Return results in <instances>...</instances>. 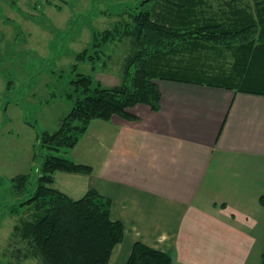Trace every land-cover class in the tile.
Listing matches in <instances>:
<instances>
[{"label":"crops","instance_id":"0c3cea01","mask_svg":"<svg viewBox=\"0 0 264 264\" xmlns=\"http://www.w3.org/2000/svg\"><path fill=\"white\" fill-rule=\"evenodd\" d=\"M157 84L159 111L137 104L128 109L136 119L94 120L87 148L95 152L77 159L94 168L82 179L86 193L111 199L112 218L125 226L109 264H126L136 241L169 253L172 264H249L252 256L261 264L264 95Z\"/></svg>","mask_w":264,"mask_h":264},{"label":"trees","instance_id":"16d2710c","mask_svg":"<svg viewBox=\"0 0 264 264\" xmlns=\"http://www.w3.org/2000/svg\"><path fill=\"white\" fill-rule=\"evenodd\" d=\"M138 8L129 20L101 33L100 44L131 39L133 51L126 58L123 83L106 87L91 75L78 74L69 95L71 111L57 130L39 135V146L51 153L42 158L36 189L27 203L35 204L41 215L16 229L22 230L43 264H109L115 247L124 240L125 226L112 218L111 199L95 188L73 199L53 185L58 171L93 172L91 165L58 153L74 148L92 121H109L114 115L136 119L128 109L137 104L159 111L162 95L157 80L264 95V4L258 3L254 12L240 6L214 9L205 0H144ZM224 46L234 53L232 69L207 73L201 68L204 50ZM85 57L83 53L78 58ZM29 176L22 173L14 178L18 194L26 192ZM172 263L169 253L137 241L126 264Z\"/></svg>","mask_w":264,"mask_h":264},{"label":"rangeland","instance_id":"374dc122","mask_svg":"<svg viewBox=\"0 0 264 264\" xmlns=\"http://www.w3.org/2000/svg\"><path fill=\"white\" fill-rule=\"evenodd\" d=\"M143 1L0 0V264H43L22 230L16 229L41 215L35 204L27 203L36 189L42 158L51 153L39 146V135L57 130L71 111L69 95L78 74L91 75L106 87L123 83L126 58L133 51L131 39L100 44L101 33L129 20ZM205 1L226 11L240 6L255 12L258 3L264 4V0ZM83 53L86 57L81 60ZM202 63L207 73L229 72L234 53L225 46L204 50ZM88 131L74 148L58 153L79 163L88 149L95 152L91 144L87 148ZM22 173L31 176L26 192L18 194L14 178ZM87 175L58 171L53 185L79 199L86 193L88 183L82 179ZM249 264H256L254 256Z\"/></svg>","mask_w":264,"mask_h":264}]
</instances>
